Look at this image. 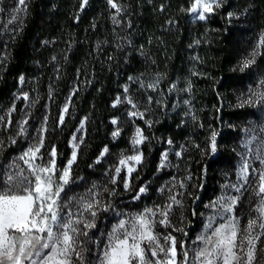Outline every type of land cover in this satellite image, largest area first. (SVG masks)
<instances>
[{"label":"rangeland","instance_id":"obj_1","mask_svg":"<svg viewBox=\"0 0 264 264\" xmlns=\"http://www.w3.org/2000/svg\"><path fill=\"white\" fill-rule=\"evenodd\" d=\"M28 1L0 0V33L24 22ZM219 3L195 0L191 18L207 19ZM247 41L242 63L259 69L254 84L233 98L247 114L234 127L232 159L204 196L200 165L214 155L218 139L226 143L220 133L227 122L219 115L217 124L197 133L196 98L183 84L169 87L160 100L168 112L181 109V122L189 126L166 142L154 181L134 192L132 176L143 163L147 140L137 120L152 123L156 93L149 87L147 102L138 97L145 94L144 81L125 86L114 105L122 106L127 121L122 125L120 117L112 118V138L118 141L126 133L125 141L115 149L106 146L89 174L76 177L73 167L86 138L87 119L82 118L58 175L56 149L44 152L45 133L58 105V123H64L73 82L65 93L49 86L50 96L40 106L32 80L22 78L13 105L0 108V118L10 121L20 105L17 118L35 114L39 121L19 122L22 141L0 163V264H264V33L253 31ZM244 195L247 202L240 207ZM191 201L197 210L189 217Z\"/></svg>","mask_w":264,"mask_h":264},{"label":"trees","instance_id":"obj_2","mask_svg":"<svg viewBox=\"0 0 264 264\" xmlns=\"http://www.w3.org/2000/svg\"><path fill=\"white\" fill-rule=\"evenodd\" d=\"M194 1L89 0L84 7L83 0H29L24 22L0 33V108L13 105L22 78L32 80L33 93L42 98L40 106L49 98L50 87H62L65 93L74 86L62 125L60 105L52 109L55 119L46 130L44 152L56 149L59 175L71 154V135L85 117L86 138L73 173L87 176L106 146L115 149L125 141L126 133L118 141L112 138V118L120 117L122 125L127 121L122 106L114 101L127 84L142 86L144 81L145 94L138 97L148 102L150 87L156 93L153 103L158 112L149 125L137 120L147 134L143 163L132 176L137 192L154 181L168 139H176L189 126L190 122H181V109L168 112L160 100L169 87L183 84L196 98L192 120L197 133L217 124L219 115L227 122L220 133V141L226 143L218 139L214 155L200 165L204 196L212 179L232 159L228 149L234 127L247 114L244 107L233 104V98L254 84L259 69L258 65L245 67L242 55L251 32L264 33V0H220L204 20L191 18ZM17 112L10 121L0 118L1 164L22 141L17 137L19 122L39 121L35 114L17 118L20 105ZM191 202L189 217L197 210V202ZM246 202L244 195L239 206Z\"/></svg>","mask_w":264,"mask_h":264}]
</instances>
